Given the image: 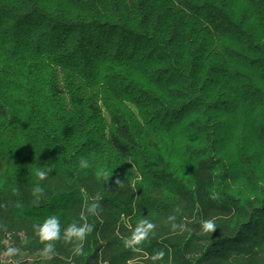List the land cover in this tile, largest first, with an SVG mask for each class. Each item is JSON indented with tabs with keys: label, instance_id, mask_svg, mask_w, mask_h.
Listing matches in <instances>:
<instances>
[{
	"label": "trees",
	"instance_id": "16d2710c",
	"mask_svg": "<svg viewBox=\"0 0 264 264\" xmlns=\"http://www.w3.org/2000/svg\"><path fill=\"white\" fill-rule=\"evenodd\" d=\"M82 212L55 264H264V0H0V218Z\"/></svg>",
	"mask_w": 264,
	"mask_h": 264
},
{
	"label": "rangeland",
	"instance_id": "374dc122",
	"mask_svg": "<svg viewBox=\"0 0 264 264\" xmlns=\"http://www.w3.org/2000/svg\"><path fill=\"white\" fill-rule=\"evenodd\" d=\"M33 222L15 219L8 214L0 218V256L2 264H52L68 255L69 243L57 241L50 258L44 256V243L41 242ZM62 228V226H61Z\"/></svg>",
	"mask_w": 264,
	"mask_h": 264
},
{
	"label": "clouds",
	"instance_id": "9594fccd",
	"mask_svg": "<svg viewBox=\"0 0 264 264\" xmlns=\"http://www.w3.org/2000/svg\"><path fill=\"white\" fill-rule=\"evenodd\" d=\"M79 166L83 168H88L89 162L84 158H80ZM51 169H36L35 175L38 177L39 181L46 180ZM44 187L39 183L33 186L31 189L32 196L34 197V203H39L44 195ZM99 205L97 203H92L87 206L86 212L88 215L96 216L98 215ZM80 220L72 221L66 228L62 230L60 218L58 216L52 215L48 217L43 225L34 226L37 234L40 237L41 242L44 243V256L50 258L51 254L55 250V244L57 241L63 240L65 243L73 244L74 251L76 254H82L83 245L87 236L93 231V225L87 223V215L81 213ZM208 229H212L213 225L211 223L207 224Z\"/></svg>",
	"mask_w": 264,
	"mask_h": 264
}]
</instances>
